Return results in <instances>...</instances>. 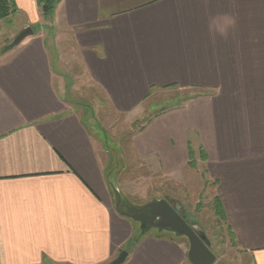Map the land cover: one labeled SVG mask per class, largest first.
Returning <instances> with one entry per match:
<instances>
[{
    "label": "crops",
    "instance_id": "crops-1",
    "mask_svg": "<svg viewBox=\"0 0 264 264\" xmlns=\"http://www.w3.org/2000/svg\"><path fill=\"white\" fill-rule=\"evenodd\" d=\"M14 2L37 30L0 61V264L122 251V264H190L185 242L126 216L118 177L140 170L204 174L237 248L264 264V0H61L49 29L36 0ZM79 83L127 117L154 91L198 95L149 118L111 163L67 98Z\"/></svg>",
    "mask_w": 264,
    "mask_h": 264
},
{
    "label": "rangeland",
    "instance_id": "rangeland-1",
    "mask_svg": "<svg viewBox=\"0 0 264 264\" xmlns=\"http://www.w3.org/2000/svg\"><path fill=\"white\" fill-rule=\"evenodd\" d=\"M39 13L38 16L42 17V26L51 28L53 15L44 18L41 12ZM31 18V15L23 14L17 10V13L8 20L0 22V61L18 47V45L10 46V44L21 31L28 27L25 26V22ZM29 27L32 28L33 26ZM47 32L49 33V31ZM59 33L60 31L53 29L52 37L54 38V35L57 36ZM5 45H8L9 50L2 53L1 49ZM48 46H51L54 52V45L48 44ZM201 94L209 96L211 93ZM197 95L198 93H184L178 90L154 91L144 102L140 114L135 117L115 114L106 104L103 95L84 85L80 86V83L76 89L70 90L67 98L78 104L79 108L83 107L87 114L85 117L94 121L92 128L99 131L103 140L106 139L108 159L114 163L121 160L119 150L122 153L127 152L128 144L125 140L130 133L142 128L149 118L163 110L178 106L184 99ZM118 178L123 181L122 194H124V198L121 200L123 208L129 207L131 211L146 212L149 203L164 199L172 207H177L178 214L186 223L195 228L208 241V249L215 257L213 264H253L251 256L237 248L226 223L215 215L213 210V203L216 198L215 184L208 181L201 172L192 170L190 174L183 176L184 182L181 183L166 182L159 175H148L143 170H140L138 174H130L124 171ZM134 192L138 194H133ZM138 221L139 224L144 225L146 228L144 230H150L161 235L169 233L172 237L185 242L187 249L189 248L188 240L184 236H180L169 229L155 228L145 220Z\"/></svg>",
    "mask_w": 264,
    "mask_h": 264
},
{
    "label": "water",
    "instance_id": "water-1",
    "mask_svg": "<svg viewBox=\"0 0 264 264\" xmlns=\"http://www.w3.org/2000/svg\"><path fill=\"white\" fill-rule=\"evenodd\" d=\"M33 34L31 27L21 31L10 46H17ZM129 218L145 220L149 225L160 229H169L180 236H184L189 243L187 259L190 264H213L214 255L208 249V241L178 214V208L172 207L164 199L156 200L147 205L146 212H136L133 215L126 214ZM126 251H122L117 259L111 264H122L126 258Z\"/></svg>",
    "mask_w": 264,
    "mask_h": 264
},
{
    "label": "trees",
    "instance_id": "trees-1",
    "mask_svg": "<svg viewBox=\"0 0 264 264\" xmlns=\"http://www.w3.org/2000/svg\"><path fill=\"white\" fill-rule=\"evenodd\" d=\"M60 1L61 0H36V4L42 16L44 18H47V17L52 16L56 5ZM17 10L18 9L16 7L14 0H0V22L8 20L12 15L17 13ZM36 29H37V26L32 27V30L34 32L36 31ZM1 50H2V53H5L7 50H9L8 45H5L4 47H2ZM213 210H214L215 215L218 216L220 220L225 222V215H224L221 203L217 197L215 198V201L213 203ZM132 242H134V240H132Z\"/></svg>",
    "mask_w": 264,
    "mask_h": 264
}]
</instances>
